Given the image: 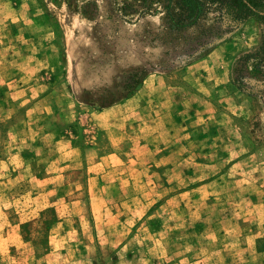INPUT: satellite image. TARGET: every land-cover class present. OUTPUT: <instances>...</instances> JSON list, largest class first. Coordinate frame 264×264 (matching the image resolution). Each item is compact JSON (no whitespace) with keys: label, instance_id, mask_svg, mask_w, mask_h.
Masks as SVG:
<instances>
[{"label":"rangeland","instance_id":"rangeland-1","mask_svg":"<svg viewBox=\"0 0 264 264\" xmlns=\"http://www.w3.org/2000/svg\"><path fill=\"white\" fill-rule=\"evenodd\" d=\"M104 3L0 0V264H264V19Z\"/></svg>","mask_w":264,"mask_h":264},{"label":"trees","instance_id":"trees-1","mask_svg":"<svg viewBox=\"0 0 264 264\" xmlns=\"http://www.w3.org/2000/svg\"><path fill=\"white\" fill-rule=\"evenodd\" d=\"M99 9L94 4L92 7H85L83 13L89 18H95ZM104 10L109 16L119 15L122 19L143 14L160 15L162 33L166 35H174L198 25L210 13H214L217 24L210 31L217 33L218 39H221L250 18L262 21L264 0H105ZM226 27L230 30L226 31ZM206 31L203 30L196 37L195 43L189 44L192 51L206 50L214 43L211 36L207 37ZM261 47L264 50V46ZM233 80L240 89L251 95H259L264 101V94L249 89L236 71L233 73Z\"/></svg>","mask_w":264,"mask_h":264},{"label":"crops","instance_id":"crops-1","mask_svg":"<svg viewBox=\"0 0 264 264\" xmlns=\"http://www.w3.org/2000/svg\"><path fill=\"white\" fill-rule=\"evenodd\" d=\"M151 80V77H147L144 81H143V86H142V88H141V91L143 90V91H145L146 90V88H144V87H146V84L148 83V81H150ZM158 90V89H157ZM133 97H131V98H129V99H127V101H130V99H132ZM145 106H146V98L144 97L143 99H141V103H139V108L141 109V110H143V113H145ZM188 126H186V128H187ZM261 189V188H260ZM95 210V207L93 208V211ZM96 218V217H95ZM96 220L97 221H99L97 218H96ZM254 225H251V227H250V231H249V234H251V235H253L254 233H255V230H254ZM259 234H255V236H254V240H259V236H258ZM50 253H47V256L49 255Z\"/></svg>","mask_w":264,"mask_h":264}]
</instances>
